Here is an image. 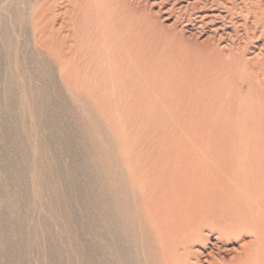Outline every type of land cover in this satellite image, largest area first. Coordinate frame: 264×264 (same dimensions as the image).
<instances>
[{
    "label": "bare ground",
    "instance_id": "obj_1",
    "mask_svg": "<svg viewBox=\"0 0 264 264\" xmlns=\"http://www.w3.org/2000/svg\"><path fill=\"white\" fill-rule=\"evenodd\" d=\"M84 3H86L85 0H0V5H7L12 17L17 21L26 19L33 21L35 43L39 49L47 53L42 52V54L39 53L35 56L39 59L38 63L46 67V59H51L59 66L60 74L63 77L65 76L64 78L71 84L73 90L76 89L75 85L80 84V88L88 93L90 89H94V83L89 84L86 78L72 77L75 72L78 74L83 70L81 66H78V61L80 58L85 60L90 52L88 48L87 51H81L80 56H78L79 53L75 52L78 41L71 30L73 19L75 21H85L91 16V14H86L84 11L86 7ZM15 4L25 5L26 8L31 9L30 11L23 9L15 12L13 9ZM254 17L253 24L246 28L247 36L245 38L247 42L245 43L247 44L258 37L256 35L259 28L262 29L260 32H264V15L256 14ZM90 25L92 27L93 24L90 22ZM115 29H117L116 25ZM115 29L111 28V33H114ZM0 37L8 40L6 28L2 27ZM143 37L144 41L138 47L140 54L148 60V52L151 47L152 51L150 52L158 56L156 60H150V66L155 67L154 74L151 73L154 77L149 75L144 77L140 82L141 89L132 90L129 95L131 98H135L136 94L140 93L141 97L153 104L150 110L145 105L144 112L141 108V113H136L143 115L148 122L158 118L160 121L164 119L174 120L175 124L163 128L160 132L149 127L148 129H152L149 130L150 132H157L156 135L149 140L144 150L141 148L133 150L130 147L128 149V160H126L127 146L123 145V151L126 153L123 162L117 159L112 145L115 142V133L112 134V132L111 135H108L109 140H107L105 137L107 131L100 123L101 121L90 113L93 118L86 129L90 145L95 153V158L92 161L99 167V182L93 186L91 181L87 179V187L81 189L76 182L75 184L72 183L79 193L80 191L84 192L83 197L82 194L74 196L73 205L65 203L57 210V214L59 213L62 217L60 221L58 220L57 226L59 228L65 226L70 232L68 238H65V241L69 244L70 254L63 263L227 264L217 260L216 244L209 236L211 233H218L226 237L225 242L227 243L231 241L239 242L238 248H233L238 259V261L236 259V264H264V107L260 113L262 116L258 118L257 105L249 101V99H252V94L246 91L245 88L248 83H236L230 77L228 71L234 66L227 65L221 56L216 54L217 47L215 43L208 42L203 49L210 58L207 63L209 69L212 71L217 69L218 71H215L220 74L217 84L219 89L225 92L223 95H219V92L216 94V87L213 84L204 85L199 80V76H193L195 74L194 70L187 64L183 65V61L178 60L177 65H171L177 54L173 48L169 47V44H165L163 41L160 42V37L144 36V34ZM239 39L241 40V37ZM147 40L150 43H147ZM166 42L169 43L168 40ZM12 43L11 41V45H13ZM199 45L194 46L196 53L201 52ZM181 56H184V54L182 53ZM195 57L194 64H200L204 61L203 59L200 61V57L196 55ZM21 58V56L18 58V65L26 78L25 82L32 84V82L39 79L38 75L29 76L25 62ZM65 66H68V69L64 70ZM77 79H80V82ZM199 85H202L207 96L200 93L195 96V89ZM18 89L20 88L18 87ZM42 92V97H39L37 93L28 91L27 96H24L23 99L43 103L44 99L47 98V94L43 90ZM80 97L82 98L77 99L88 103V96L83 94ZM93 97L97 98V96ZM247 102L251 104L246 105ZM213 103L214 106L224 107L225 109L223 116H218L212 121L214 125L212 132H207L206 136L208 138H205V140L210 144V147L197 148L191 145H196L199 140V137L195 135H188L186 137L188 140L185 142L184 132H181L183 124L189 129L192 125L194 127L200 126L198 122L202 118H211V116L204 115L210 111L206 107H211ZM194 104L202 107L199 113L193 108ZM39 112L38 109L37 113ZM220 113V111H217L218 115ZM237 117H242L241 119H246L247 122H251L254 118L259 120V125L256 128L258 132L255 133V130H251L247 134L250 136L247 138V142L250 144L249 147H237V141H243L235 132V126L239 124ZM205 130H207V127ZM205 134L202 136H205ZM29 138L27 139L29 140ZM86 141L88 140L86 139ZM258 142L260 143L259 146H257ZM47 147L49 148L48 145ZM42 148L40 144L36 146L39 153H41ZM34 159L35 166L39 167L42 158L37 157L32 160ZM47 161L49 162V160ZM206 163H208L209 168L207 171ZM74 169V163L70 162L68 164L69 172L74 174L72 172ZM50 175L52 176L53 190L59 195L65 193L67 187L65 188L57 165L51 167ZM22 179L24 180V177ZM36 186L38 194L36 198L39 201V197H42L40 195L43 189L41 187L42 178L36 180ZM20 194L24 199L26 191L16 195L17 198L15 199L17 201L21 199ZM27 197L29 198V196ZM84 197L86 198L85 202ZM76 204L80 208L79 217L82 219L81 221L78 220ZM224 207H228L229 212L224 214L225 216L219 215ZM221 218L225 219L220 220ZM14 220L16 221V219ZM15 221H13L14 224L17 223ZM82 230L84 231V238L81 235ZM45 231V227L41 223V226L31 231V241L35 242L36 235H41ZM246 231L253 235V239L249 242L243 241L244 237L248 235ZM15 232L19 233L17 226ZM54 240L57 243L59 237L56 236ZM4 241L6 242V240ZM10 244L6 253L8 257L5 255L3 264H16L10 260L12 253L16 251V246ZM23 263V259L17 261V264Z\"/></svg>",
    "mask_w": 264,
    "mask_h": 264
},
{
    "label": "rangeland",
    "instance_id": "obj_2",
    "mask_svg": "<svg viewBox=\"0 0 264 264\" xmlns=\"http://www.w3.org/2000/svg\"><path fill=\"white\" fill-rule=\"evenodd\" d=\"M85 2L84 11L91 16L85 21L73 19L71 30L78 41L75 51L79 53L78 56H80L81 51H87L88 48L90 52L85 60L83 58L77 60L78 66H81L83 70L78 68L81 72L78 74L75 72L72 77L86 78L89 84L94 83V89H90L88 93L80 88V84L75 85L76 89L73 90L71 84L64 78L65 76L60 74L59 66L51 59H46V67L40 65L39 59L35 56L39 53L42 54V52L47 53L39 49L35 43L33 21L30 19L17 21L12 17L7 5H0V30L2 27L6 28L8 36V40L0 37V121H2L0 123V221L2 220L0 222V264L5 261L10 243L16 246V251L10 257L11 262L16 264L20 259H23V264H64L65 260L68 259L70 251L65 238H68L70 232L65 226L63 228L57 226L58 220L62 219L59 213L57 214V210L65 203L73 205L72 200L77 195L82 194L83 197L84 192L80 191L79 193L74 188L75 182L80 186V189L87 187V179L91 181L93 186L99 182V167L92 161L95 158V153L90 145L86 129L92 121L91 114H94L101 121L100 123L107 131L105 132L107 140H109L108 135H111L112 132V134L115 133L116 143L114 142L112 145L117 159L123 162L126 158L123 145L127 146L126 160H128L130 147L133 150L135 148L144 150L149 140L156 135L157 132H150L152 129H148L149 127L160 132L163 128L175 124L174 120L164 119L160 121L158 118L148 122L143 115L136 113H141V108L144 112L145 105L150 110L153 104L141 97L140 93H137L135 98H131L129 95L130 91L141 89L140 82L144 77L147 75L154 77L151 73L155 67L150 66V60H156L158 56L150 52L152 51L150 46L148 60L140 54L138 47L144 41L143 34L144 36L160 37V42L169 44V47L173 48L177 54L175 56L177 59L174 58L171 65H177L178 60L183 61V65L187 64L194 70L193 76H199V80L204 85L213 84L216 87V94L219 92V95H223L225 92H222L217 84L220 74L217 69H215L217 71L209 69L207 63L210 58L203 49L208 42L215 43L216 54L220 55L227 65L234 66L228 71L230 77L236 83H248V86L245 87L246 91L252 94V99L249 101L257 105L258 118L262 116L260 113L264 107V32H260L262 29L259 28L256 35L258 37L248 44L245 43L247 42L245 37L247 36L246 28L255 20L254 15H264V0H85ZM15 5L13 6L15 12L23 9L30 11L31 9L26 8L25 5ZM89 20L93 24L92 27ZM115 25L117 29H115ZM111 28L115 29L114 33H111ZM11 41L13 45H11ZM147 43L150 42L147 40ZM195 45L201 47L200 53H196ZM182 53L184 56H181ZM195 55L200 57V61L201 59L204 61L200 64H194ZM20 56L25 62L27 74H30L31 77L33 74L38 75L39 79L32 84L25 82L26 78L18 65ZM63 69H68V66ZM77 80L80 82V79ZM42 90L46 92L48 98L44 99L43 103L23 99L24 96H27L28 91L37 93L39 97H42ZM198 93L207 96L202 85L196 87L195 96ZM83 94L88 96V103L77 99L82 98L80 96ZM93 96H97V98ZM25 101L26 103H24ZM250 102H247L246 105L251 104ZM193 108L199 113L202 107L194 104ZM206 108L210 111L204 116H211V118H202L198 122L200 126L194 127L192 125L189 129L183 124L181 128V132H184L185 142L188 140L186 138L188 135L199 137L196 145L191 144L197 148L210 147V144L205 140L208 138L207 132H212L214 126L212 121L218 116H223L225 109L214 106V103L211 107ZM38 109L40 110L39 113H37ZM217 111L221 113L218 115ZM237 118L239 124L235 126V132L243 140L237 141V147H249L247 138L250 136L247 134L251 130H255V133L258 132L256 128L259 125V120L254 118L251 122H247L246 119H241L242 117ZM206 127L207 130H205ZM85 131L86 133H84ZM196 132L198 134H195ZM203 134L205 136H202ZM39 144L43 147L41 153L36 149ZM259 145L260 143L257 146ZM31 149L32 151H30ZM123 154L124 156H122ZM258 154L261 156L260 152ZM37 157L42 158L39 167L35 166V159L32 160ZM88 157L89 159H87ZM69 160L75 165V169L72 171L74 174L68 170ZM53 165L59 167L65 188L67 187L66 192L61 195L53 190V181L50 175ZM207 169L209 170L208 163H206V171ZM39 178H42L41 187L43 189L41 188L40 195L43 198L39 197L38 201L36 198L38 196L36 180ZM16 181L17 183H15ZM23 191H26L25 198L23 199L22 194H20L21 202L20 200L17 201L16 195ZM83 199L85 202L86 198ZM228 209V207H224L219 215L227 214ZM76 212L78 220L81 221L82 219L79 217L80 208L77 204ZM224 219L221 218L220 220ZM13 221L17 223L14 224ZM41 223L46 231L41 235L37 234V238L33 242L31 241V231L41 226ZM16 226L17 229L19 228L18 234L15 232ZM246 232L248 235L244 237L243 241L249 242L253 239V235H250L249 231ZM81 235L84 238L83 230ZM56 236L59 237L57 243L54 240ZM209 236L216 244L217 260L227 264H236L237 256L233 248H238L239 242L227 243L225 242L226 237L218 233H211Z\"/></svg>",
    "mask_w": 264,
    "mask_h": 264
}]
</instances>
